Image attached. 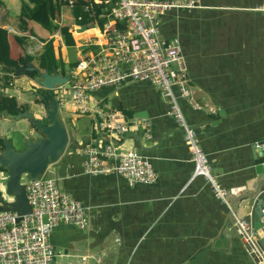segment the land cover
<instances>
[{
    "label": "crops",
    "instance_id": "crops-1",
    "mask_svg": "<svg viewBox=\"0 0 264 264\" xmlns=\"http://www.w3.org/2000/svg\"><path fill=\"white\" fill-rule=\"evenodd\" d=\"M90 1L82 0L81 5L85 9L100 6ZM63 2L54 21H50L46 5H41L31 19L22 18V24L23 0L0 4V79L5 67L19 75L9 74L8 85L0 81V103L8 96L29 106L30 113L44 108L34 103L33 89L40 88L37 78L31 80L15 70L30 63L45 72L39 69L37 57L47 41L53 40L54 56L65 68V75L59 70L50 75L66 78L71 62L94 52L92 49L99 50L108 18L102 28L98 19L104 18L105 6L100 17L79 25L81 18L75 19L72 13L75 6ZM202 3L206 8L196 14L171 11L164 15L161 32L168 39H177L182 47L193 97L202 108L193 110L183 101L180 106L196 130L212 174L229 192L247 179L250 165L258 159V146L264 144V11L256 10L264 9V0ZM53 24L69 28L73 47L64 44L60 29ZM82 26L86 30L79 31ZM68 89L65 84L53 94H68ZM99 92L106 108L122 110L127 119L149 120L153 137L145 139L141 129H130L122 139L108 136L90 118L67 108L70 111L64 112V122L71 153L66 152L52 168L58 173L55 178L60 189L86 208L88 228L58 227L52 232L54 264L80 263L81 257H86V264H253L232 222L222 234L226 227L223 203L202 177L192 178L193 163L183 134L167 115V101L158 90L146 82H125ZM11 121L0 117V137L10 141L2 128ZM23 121L19 139L24 149L23 139H31L32 129ZM110 140L122 151L133 150L148 158L156 182L129 186L114 174H83V148L101 147Z\"/></svg>",
    "mask_w": 264,
    "mask_h": 264
},
{
    "label": "built area",
    "instance_id": "built-area-1",
    "mask_svg": "<svg viewBox=\"0 0 264 264\" xmlns=\"http://www.w3.org/2000/svg\"><path fill=\"white\" fill-rule=\"evenodd\" d=\"M67 2L73 7L76 0ZM91 3L106 7L108 21L104 39L97 45V52L82 55L69 69L66 84L70 99L62 97L65 92L56 94L60 108H71L87 116L108 136L122 139L130 129H141L144 138L151 140L149 120L127 119L121 110L103 106L96 96L103 89L125 82L148 83L167 101V115L182 131L193 163L192 178L202 177L214 197L225 203L229 192L212 174L196 130L188 123L180 106L183 101L193 110L202 108L193 97L182 47L177 39H167L161 32L164 15L170 11L205 9L202 0H91ZM57 88L61 89L62 85ZM258 148L264 152V144ZM82 159V173L88 176L114 174L129 186L151 185L157 180L148 158L133 150L122 151L111 140L101 147H84ZM20 183L31 212L20 216L0 210V264H54L52 232L58 227L85 230L88 227L86 208L60 189L57 178L46 177V174L35 179L23 176ZM232 219L234 232L244 245L248 259L253 264H264V247L251 223L233 213Z\"/></svg>",
    "mask_w": 264,
    "mask_h": 264
},
{
    "label": "water",
    "instance_id": "water-1",
    "mask_svg": "<svg viewBox=\"0 0 264 264\" xmlns=\"http://www.w3.org/2000/svg\"><path fill=\"white\" fill-rule=\"evenodd\" d=\"M81 30H86V26H82L79 31ZM15 72L18 74L35 73L38 85L46 91L50 99L49 104H44L46 123L37 119L27 109L16 115L8 114L7 110L0 111V117L5 120H27L32 126V138L23 139L24 149L22 151H16L12 142L6 139L0 149V170H4L7 175L5 193L12 198L8 202L0 196V210L16 212L22 216L30 214L31 208L20 183L21 177L35 179L43 176L49 167L59 163L69 146L70 140L64 122V112L53 94L58 86L67 83V78L59 74L50 75L46 71L42 73L30 63H26L24 68L15 70ZM33 90L36 91V89ZM180 132L182 133L181 130ZM166 136L167 134L162 136V139ZM138 141L143 147L142 140L138 138ZM143 150L149 151L150 149L143 148ZM258 152V159L255 157L248 169L247 179L243 180L242 185L232 187L226 197V202L222 204V209L226 214V227L223 228L222 234L227 233L228 230L225 229H228L231 224L233 213L237 218L251 223L260 244L264 247V152L259 148Z\"/></svg>",
    "mask_w": 264,
    "mask_h": 264
},
{
    "label": "trees",
    "instance_id": "trees-1",
    "mask_svg": "<svg viewBox=\"0 0 264 264\" xmlns=\"http://www.w3.org/2000/svg\"><path fill=\"white\" fill-rule=\"evenodd\" d=\"M3 1L4 0H0V4ZM64 3L65 2H63V0H23L21 10H20V17H19L20 23L21 24L23 23L21 20L22 18L31 19V17L38 11V9L41 5H46V8L49 12L50 21H54V19L56 17L55 15H57V13H59L60 7L62 5H64ZM81 4H82V0H76V3L74 4L75 7H73V10H72V13H73L75 19H77L78 17L81 18L77 22V23H79V25H87L88 23L93 22L95 18H98V17H100V15H102L100 12L103 10V5L96 7L98 9H96L95 6H93L92 8L87 7V9H85V7L82 6ZM93 5H95V4H93ZM104 8H106V7H104ZM202 10H204V9H202ZM96 11H98V12H96ZM199 11H201V10H195V11H191V12L184 11V12L196 14ZM178 12H181V11H178ZM92 13H94L95 16ZM171 13H173V12H171ZM90 14H92L93 17L90 16ZM102 16H104V18L98 19L99 26L101 28H102L103 24L106 22V20H105V17L107 16L106 9H105L104 14ZM53 27H54V29H60V33H61L62 39L64 41V44L68 48H71L74 46V41H73L71 33L69 32L68 27H60L57 24H53ZM48 29H51V27H48ZM52 42H53V40H49L45 43L42 53L37 57V65H38L40 70L48 71L49 74H53L54 72H57L59 70L61 75H65V68H64L63 62L61 61V59H59V58L56 59L54 56V47H53ZM92 50L94 52H97V50H95V49H92ZM87 51H88V49L84 50V53ZM31 61L32 60H30V62ZM77 63H78V60L71 62L69 67L70 68L74 67ZM0 65H2V64H0ZM4 71H5V76H3L0 79V81H4L6 85H8V83L10 82L9 74H12L14 76H19V75H16L12 70L8 69L7 67L4 68ZM26 76L30 77L31 80H36L35 73L27 74ZM35 95L37 96V98L34 99V103L42 104V105L50 103V99L47 96V93L45 90L39 88ZM96 96H98V93L96 94ZM28 108H29V106H27V105L26 106L25 105H19L17 103V100L15 97L6 96L3 100V102L0 103V111L7 110L8 114H11V115H16L20 112H23L24 109L28 110ZM4 140H5V138L0 137V149H2V147H3V141ZM1 171L2 170H0V172Z\"/></svg>",
    "mask_w": 264,
    "mask_h": 264
},
{
    "label": "rangeland",
    "instance_id": "rangeland-1",
    "mask_svg": "<svg viewBox=\"0 0 264 264\" xmlns=\"http://www.w3.org/2000/svg\"><path fill=\"white\" fill-rule=\"evenodd\" d=\"M68 87H69V85H68ZM69 90V89H68ZM35 92H37V91H35ZM34 95H33V97L34 98H37V96L35 95L36 93H33ZM62 95V97L63 98H66V99H70V95H68L67 93H63V94H61ZM38 110H39V112H38ZM68 111H70V109H67V108H65L64 110H63V112H68ZM33 113L32 114H34V113H36V117H37V119H43L44 120V122L46 123V115H45V110H44V108L42 109V108H40V109H33V111H32ZM38 112V113H37ZM67 120V119H66ZM83 120L84 121H88L87 119H86V117H83ZM26 123V122H25ZM25 123H24V121L23 122H21V121H15V120H12L11 122H9V123H6L5 125H4V127L2 128V131L3 132H6L7 134H9L10 136H9V138L11 139V141H14V140H16V142L17 143H15V144H12V146H13V148L16 150V151H22L23 150V147H22V141H20V137H21V135H23V133L21 134L20 132H19V130L22 128V127H24V125H25ZM65 126H66V122H65ZM66 129H67V126H66ZM21 134V135H20ZM31 138H32V136H31ZM21 142V143H20ZM23 144H24V140H23ZM66 152H67V154H70L71 153V150H70V145H69V147L67 148V150H66ZM65 152V153H66ZM60 162V161H59ZM53 167V166H52ZM52 167H49L48 168V170H47V172H46V177H49V178H55L56 177V175H58V173H57V171H55V170H53V168ZM6 177H7V175H6V172L3 170L1 173H0V196H2L3 198H4V200H8V199H10L11 197H9V196H7L6 195V193H5V184H6ZM88 228V227H87ZM86 228V229H87ZM85 229V230H86ZM83 231V230H82ZM82 258H84L85 259V261H86V257H81L80 258V263H75V264H86L85 262H83L82 261Z\"/></svg>",
    "mask_w": 264,
    "mask_h": 264
},
{
    "label": "flooded vegetation",
    "instance_id": "flooded-vegetation-1",
    "mask_svg": "<svg viewBox=\"0 0 264 264\" xmlns=\"http://www.w3.org/2000/svg\"><path fill=\"white\" fill-rule=\"evenodd\" d=\"M43 122H44V120L43 119H41ZM45 123V122H44Z\"/></svg>",
    "mask_w": 264,
    "mask_h": 264
},
{
    "label": "bare ground",
    "instance_id": "bare-ground-1",
    "mask_svg": "<svg viewBox=\"0 0 264 264\" xmlns=\"http://www.w3.org/2000/svg\"><path fill=\"white\" fill-rule=\"evenodd\" d=\"M38 48V47H37Z\"/></svg>",
    "mask_w": 264,
    "mask_h": 264
}]
</instances>
